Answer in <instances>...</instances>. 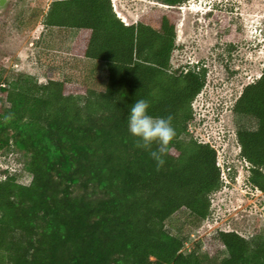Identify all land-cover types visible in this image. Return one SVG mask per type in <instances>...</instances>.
<instances>
[{
  "label": "trees",
  "instance_id": "trees-1",
  "mask_svg": "<svg viewBox=\"0 0 264 264\" xmlns=\"http://www.w3.org/2000/svg\"><path fill=\"white\" fill-rule=\"evenodd\" d=\"M159 1L169 7L133 24L113 0L51 3L45 25L79 30L71 54L100 66L103 89L25 75L0 86V148L14 141L32 174L30 184L0 179V264H205L199 250L184 248L187 228L209 218L224 181L215 146L189 137L207 69L173 70L187 0ZM138 99L151 115L171 117L177 133L159 169L128 131ZM233 111L256 120L237 137L250 181L264 192V72ZM181 213L184 227L172 232L168 221ZM216 240L228 254L218 264H264V233L219 230Z\"/></svg>",
  "mask_w": 264,
  "mask_h": 264
},
{
  "label": "rangeland",
  "instance_id": "rangeland-1",
  "mask_svg": "<svg viewBox=\"0 0 264 264\" xmlns=\"http://www.w3.org/2000/svg\"><path fill=\"white\" fill-rule=\"evenodd\" d=\"M54 0H9L0 5V86L22 75L40 83L66 77L75 85L101 90L105 76L99 65L71 54L76 28L48 27L44 20ZM125 22L133 24L155 8L167 9L159 0H113ZM178 26L172 66L205 67L207 81L194 109L196 119L189 137L210 142L218 151L224 174L220 190L211 194L212 211L189 233L184 251L199 250L205 264H218L228 254L216 240L219 230H235L246 238L264 233V192L250 181V165L241 156L239 128H256V120L236 114L233 106L243 88L264 72V0H187L178 7ZM29 154L12 141L0 148V179L14 175L30 184L26 167ZM184 214L168 221L176 232ZM186 228V227H185Z\"/></svg>",
  "mask_w": 264,
  "mask_h": 264
},
{
  "label": "clouds",
  "instance_id": "clouds-1",
  "mask_svg": "<svg viewBox=\"0 0 264 264\" xmlns=\"http://www.w3.org/2000/svg\"><path fill=\"white\" fill-rule=\"evenodd\" d=\"M150 102L136 100L130 107L127 117L129 133L137 138V146L149 151L159 169L165 163L164 156L177 133L172 126L171 117L150 114ZM155 145V149H153Z\"/></svg>",
  "mask_w": 264,
  "mask_h": 264
},
{
  "label": "flooded vegetation",
  "instance_id": "flooded-vegetation-1",
  "mask_svg": "<svg viewBox=\"0 0 264 264\" xmlns=\"http://www.w3.org/2000/svg\"><path fill=\"white\" fill-rule=\"evenodd\" d=\"M7 1H9V0H0V5L2 6V5L5 4Z\"/></svg>",
  "mask_w": 264,
  "mask_h": 264
},
{
  "label": "crops",
  "instance_id": "crops-1",
  "mask_svg": "<svg viewBox=\"0 0 264 264\" xmlns=\"http://www.w3.org/2000/svg\"><path fill=\"white\" fill-rule=\"evenodd\" d=\"M126 21V20H125Z\"/></svg>",
  "mask_w": 264,
  "mask_h": 264
}]
</instances>
